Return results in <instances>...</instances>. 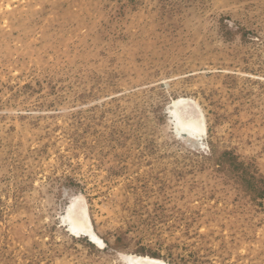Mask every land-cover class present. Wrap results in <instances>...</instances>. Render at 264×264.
<instances>
[{
    "label": "rangeland",
    "instance_id": "rangeland-1",
    "mask_svg": "<svg viewBox=\"0 0 264 264\" xmlns=\"http://www.w3.org/2000/svg\"><path fill=\"white\" fill-rule=\"evenodd\" d=\"M133 255L264 264V0H0V264Z\"/></svg>",
    "mask_w": 264,
    "mask_h": 264
},
{
    "label": "bare ground",
    "instance_id": "bare-ground-1",
    "mask_svg": "<svg viewBox=\"0 0 264 264\" xmlns=\"http://www.w3.org/2000/svg\"><path fill=\"white\" fill-rule=\"evenodd\" d=\"M187 97H178L168 106L170 119L173 121L174 133L177 138L189 141L195 140L201 147L204 144L203 135L205 133V119L195 102H189ZM190 103L191 109L187 110L181 120L173 113V106L176 103ZM196 105V107H195ZM68 226V231L75 236H85L98 247L105 245L104 240L95 232L88 211L84 205H80L74 210L71 220L63 219ZM128 263L133 264H169L160 258L148 255H133L128 258Z\"/></svg>",
    "mask_w": 264,
    "mask_h": 264
}]
</instances>
